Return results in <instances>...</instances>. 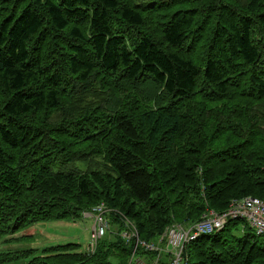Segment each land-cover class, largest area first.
<instances>
[{
    "label": "trees",
    "instance_id": "trees-1",
    "mask_svg": "<svg viewBox=\"0 0 264 264\" xmlns=\"http://www.w3.org/2000/svg\"><path fill=\"white\" fill-rule=\"evenodd\" d=\"M248 195L264 198V0H0V241L101 203L112 225L94 253L0 264H169L128 221L164 248L168 226ZM182 264H264V235L230 220Z\"/></svg>",
    "mask_w": 264,
    "mask_h": 264
},
{
    "label": "built area",
    "instance_id": "built-area-1",
    "mask_svg": "<svg viewBox=\"0 0 264 264\" xmlns=\"http://www.w3.org/2000/svg\"><path fill=\"white\" fill-rule=\"evenodd\" d=\"M109 208L104 204H98L90 210L82 212L84 217H92L93 225L90 231V244L85 250L94 253L101 239L107 235L111 229V221L108 216ZM243 220L252 227L257 234L264 235V198L257 196H244L232 199L227 208L223 211L214 209L207 210L200 220L193 224L184 225L174 223L168 226L160 238L165 241V247L161 248L154 243L142 240L131 222L128 223L129 231H124L123 236L130 241L135 238V249L142 246L147 250L166 251L171 254L169 264H182L184 261L185 244L194 240L202 234H211L222 230L230 220ZM161 254L155 259L153 264H159ZM139 262H144L139 258Z\"/></svg>",
    "mask_w": 264,
    "mask_h": 264
},
{
    "label": "rangeland",
    "instance_id": "rangeland-1",
    "mask_svg": "<svg viewBox=\"0 0 264 264\" xmlns=\"http://www.w3.org/2000/svg\"><path fill=\"white\" fill-rule=\"evenodd\" d=\"M145 1V0H140ZM93 225L92 217L81 215L76 220H53L37 222L22 229L13 236L22 237L18 242L1 243L0 249L38 248L53 244L78 243L81 251L90 244V231ZM241 224H239L240 226ZM117 229V226H115ZM112 230V229H111ZM31 238H29V237ZM11 239L10 237H7ZM6 238V239H7ZM4 239V238H3ZM137 260V257L135 258ZM154 260L150 261L152 264Z\"/></svg>",
    "mask_w": 264,
    "mask_h": 264
}]
</instances>
